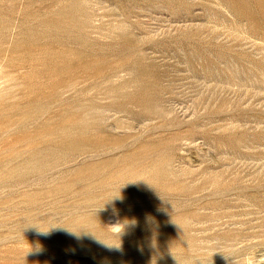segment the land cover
<instances>
[{"label":"rangeland","instance_id":"374dc122","mask_svg":"<svg viewBox=\"0 0 264 264\" xmlns=\"http://www.w3.org/2000/svg\"><path fill=\"white\" fill-rule=\"evenodd\" d=\"M0 264H264V0H0Z\"/></svg>","mask_w":264,"mask_h":264}]
</instances>
